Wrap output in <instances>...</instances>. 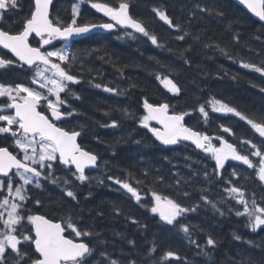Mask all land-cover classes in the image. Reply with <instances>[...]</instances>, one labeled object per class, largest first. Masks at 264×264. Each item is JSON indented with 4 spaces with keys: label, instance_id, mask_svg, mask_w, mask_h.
<instances>
[{
    "label": "trees",
    "instance_id": "1",
    "mask_svg": "<svg viewBox=\"0 0 264 264\" xmlns=\"http://www.w3.org/2000/svg\"><path fill=\"white\" fill-rule=\"evenodd\" d=\"M120 2L84 0L77 23L108 21L91 4L108 3L118 7ZM128 2L131 15L143 21L163 47L152 45L147 37L138 33L134 34V39L128 37L125 32L132 31L123 27L114 32L91 33L71 42L70 53H76L78 59L64 67L78 76L80 82L69 85L70 93L75 95L61 94L68 104L62 110L75 109L76 113L58 124L67 130L81 132L79 142L84 149L98 156V169L88 171L89 179L81 183L71 173L64 174V171L74 172L72 169L56 162L54 175L69 183L52 184L42 180L43 191H32L29 209L62 222L71 215L78 228L96 234L82 238L96 248L90 264H103L101 252H107L124 264L129 259L135 260L136 264H264V230L253 232L247 226L246 217L236 215L237 210L243 211V206L229 199L224 191L230 186L227 181L231 180L245 190L249 201L255 198L264 206V184L257 179L254 170L227 162L217 176L215 161L210 155L183 142L165 147L140 122L147 114L143 107L147 99L154 105L169 104L172 112L189 113L186 115L188 126L214 137L223 136L236 144L242 153L250 149L248 145L240 144L241 139L261 144V138L249 125L233 114L213 112L208 101L213 97L220 99L255 118L264 114V92L260 90L264 88V76L240 64L242 60L264 67V22L233 0ZM19 3L18 10L5 13L0 21L4 30L17 32L22 29L23 19L33 9V0H19ZM74 4V0H56L52 7L53 21L70 23ZM154 8L166 10L173 21L180 23L191 35L183 41L175 39L183 32H176L159 20ZM200 8L210 11L201 12ZM217 12L223 15H217ZM196 35L200 37L198 41L193 39ZM37 42V38L31 39L32 45L38 46ZM59 44L58 41L53 46ZM206 44L213 47H205ZM220 48L232 58L223 55ZM0 57L15 60L1 48ZM185 59L189 62L185 63ZM157 74L166 75L177 83L180 94L170 93L156 78ZM33 75V69L18 62L0 68V83L28 85ZM95 84L118 91L105 92L103 88L94 87ZM76 96L80 98L76 99ZM201 104L208 111L207 121L198 111ZM113 120L117 121V127L102 126L111 125ZM149 123L154 127L151 121ZM221 125L231 128L234 135L223 132ZM0 146H9L13 150L12 139L0 136ZM250 158L258 162L257 157ZM205 171L209 173L207 179ZM108 176L130 183L140 193L141 200L137 202L130 193L109 181ZM65 189L74 191L76 199L67 197ZM152 191L169 196L184 206L199 204V207L168 225L159 214L151 212ZM184 192L189 196H184ZM201 195L215 202L224 215L211 204L204 203ZM36 200L41 203L36 205ZM180 225H188L190 235L181 231ZM67 230L68 235L74 237L71 230ZM233 234L241 239H234ZM208 236L217 241L215 248H207ZM153 247L155 252L151 251ZM201 249H207L210 255H202ZM168 251L176 253L180 259H165Z\"/></svg>",
    "mask_w": 264,
    "mask_h": 264
},
{
    "label": "snow or ice",
    "instance_id": "2",
    "mask_svg": "<svg viewBox=\"0 0 264 264\" xmlns=\"http://www.w3.org/2000/svg\"><path fill=\"white\" fill-rule=\"evenodd\" d=\"M52 2L53 0H33V9L23 19L21 30L11 32L0 28V47L7 49L16 58L13 60L0 57V68L18 62L21 66L27 65L30 69L34 68L31 85H35L33 87L23 83L14 85L0 83V98H7V103L0 106V122H2L0 123V136L10 137L14 149L10 151L9 146H0V264H90L96 251L94 246L81 239L91 238L96 234L78 228L71 215L61 223L54 222L45 215L33 214L27 209L28 201L31 200L27 186L41 188L42 180H47L52 184L62 182L67 185L69 183L67 179L62 180L54 175L53 165L57 161L69 169L74 167L75 171L72 175L81 183L89 179L85 174V169L95 167L97 163V155L84 150L77 142L81 132L67 130L58 124L76 113L75 109L62 110L67 108L68 104L61 94L70 93L69 85L80 82L78 76L71 74L69 69L64 67V65L71 66L78 59L76 53H70V41L95 28L112 30L119 25L125 29H132V32H125L126 36L134 39V34L139 33L147 37L152 45L163 47L158 37L149 32L143 21L129 14L128 0H121L118 7H112L108 3H92L93 8L114 22L101 24H78V5L72 7L70 23L62 24L58 20L54 22L50 18L49 11ZM239 2L264 21V0H239ZM19 8V0H0V21L4 19L5 13ZM199 10L201 12L210 11L207 8ZM153 11L159 20L170 29L183 32L175 39L183 41L191 35L190 32L182 29L180 23L174 22L166 10L154 8ZM192 15L194 16V13ZM217 15L222 16L223 13L217 12ZM33 37L39 38L38 46L30 43V38ZM193 39L198 41L200 37L196 35ZM57 40L64 42L62 47L52 50L46 47L53 45V42ZM205 47H213V45L206 44ZM215 47L219 48L218 45ZM219 50L223 55L232 58L225 49L220 48ZM188 62L185 59V63ZM240 64L241 67L252 69L264 76V67L242 60ZM156 78L170 93L180 94V87L168 76L161 77L157 74ZM94 87L103 88L109 93L118 91L102 84H95ZM260 90L264 92V88ZM79 98L76 96V99ZM208 104L211 105L213 112L230 113L244 121L261 138V144L258 145L250 139H241L240 144L248 145L250 149L249 152L242 153L235 144L230 143L223 136L211 137L187 126L184 119L189 113L170 114L169 104L153 105L147 99L143 104L147 114L141 118L140 122L163 145H176L181 141H190L197 149L210 155L215 161L214 173L217 176L220 175V170L225 167L227 161H239L249 169H253L257 179L264 184V114H261L259 118H255V115L248 116L236 107L214 97L208 101ZM7 110H11L10 113L6 114ZM198 111L207 121L209 114L205 105L201 104ZM150 121H156L162 127H151ZM102 126L117 127V121L113 120L111 125ZM220 127L223 132L234 135L231 128L223 125ZM213 139L219 142V146L213 143ZM250 156L258 157V162H254ZM232 175H236L235 170ZM204 177L206 179L209 177L207 171L204 172ZM107 179L130 193L137 202L141 200L140 193L130 183L114 176H108ZM137 182L140 183V181ZM179 183L178 180L177 184ZM227 184L230 186L224 191L228 194V198L234 199L237 204L243 206V211L237 210L236 215L246 217L247 226L253 232L264 230V206L257 203L255 198L249 201L245 196V190L233 184L231 180H228ZM65 195L73 200L76 199L72 190L65 189ZM151 195L154 201L151 212L159 214L160 219L168 225H173L179 217L188 212H194L199 207V204L184 206L177 200L156 191H152ZM183 195L187 197L189 193L184 192ZM200 199L206 204H211L220 215H224L216 203L209 201L207 196L201 195ZM40 203L39 200L35 201L36 205ZM116 211L119 212L118 209ZM132 222L137 223L135 220ZM67 229L74 233L75 238L65 235ZM180 229L186 235H190L188 225H180ZM233 235L234 239H241L240 236ZM129 243L134 242L129 241ZM216 244L217 241L208 236L207 248H215ZM197 247L200 246L197 244ZM151 251L155 252V247ZM201 254L210 255L207 249H201ZM100 256L103 264H124L120 260L113 259L107 252H101ZM173 257L180 259L172 251L164 255L165 259ZM127 264H136V261L129 259Z\"/></svg>",
    "mask_w": 264,
    "mask_h": 264
},
{
    "label": "water",
    "instance_id": "3",
    "mask_svg": "<svg viewBox=\"0 0 264 264\" xmlns=\"http://www.w3.org/2000/svg\"><path fill=\"white\" fill-rule=\"evenodd\" d=\"M236 3H238L240 6H242L243 8H245L248 12H250L255 18H257L258 20H260L259 19V17H257L256 15H254L245 5H243V4H241L240 2H239V0H234ZM54 2H55V0H53V2H52V4L50 5V9H49V11H50V15H51V10H52V6H53V4H54ZM129 14H130V7H129ZM131 15V14H130ZM51 18V17H50ZM260 21H262V20H260ZM262 22H264V21H262ZM106 23H109V22H106ZM112 23H114V22H112ZM93 24H101V23H93ZM117 27V26H116ZM116 27L114 28V29H112V30H106V29H100V28H95V29H92L89 33H86V34H83V35H80V36H76V37H74L72 40H76V39H82V38H85V37H87L88 35H90L91 33H94V32H111V31H114L115 29H116ZM1 28V27H0ZM132 30V29H131ZM139 34V33H138ZM31 39V38H30ZM2 48V47H1ZM4 50H6L7 52H9L7 49H4ZM10 53V52H9ZM11 54V53H10ZM25 66H27V65H25ZM28 67V66H27ZM154 105V104H153ZM170 114H172L171 112H169ZM178 114V113H177ZM185 120H186V116H185V119H184V123H185ZM153 123L155 124V125H157L158 127L157 128H161L162 127V125H160V124H158L156 121H153ZM186 124V123H185ZM187 125V124H186ZM188 126V125H187ZM209 136H211V135H209ZM80 137V136H79ZM79 137L77 138V142L79 143ZM212 137V136H211ZM155 138V137H154ZM156 139V138H155ZM156 141L158 142V143H160L157 139H156ZM181 142H184V143H188V144H190V145H193L194 147H195V145L194 144H192L190 141H181ZM230 142V141H229ZM230 143H232V142H230ZM80 144V143H79ZM161 144V143H160ZM161 145H163V144H161ZM177 145V144H176ZM81 146V145H80ZM163 146H165V147H173V146H175V145H163ZM82 147V146H81ZM196 148V147H195ZM84 149V148H83ZM197 149V148H196ZM84 150H86V149H84ZM197 150H199V151H202L201 149H197ZM11 151V150H10ZM86 151H88V150H86ZM90 152V151H89ZM92 153V152H91ZM94 154V153H93ZM96 155V154H95ZM98 157V156H97ZM229 161H232V160H229ZM233 162H235V163H238V164H242L241 162H239V161H233ZM98 163H99V158L97 159V163H96V166L95 167H88V168H86L85 169V171L87 170V169H93V170H95V169H97L98 168ZM54 222H61V221H54ZM62 223V222H61ZM65 235H66V232H65Z\"/></svg>",
    "mask_w": 264,
    "mask_h": 264
},
{
    "label": "rangeland",
    "instance_id": "4",
    "mask_svg": "<svg viewBox=\"0 0 264 264\" xmlns=\"http://www.w3.org/2000/svg\"><path fill=\"white\" fill-rule=\"evenodd\" d=\"M76 5H78V9H79V11L81 10V8H82V4H81V2L80 3H76ZM102 13V12H101ZM79 14V13H78ZM103 14V13H102ZM54 43V42H53ZM63 46V45H62ZM61 46V47H62ZM49 50H52L53 49V46H46ZM60 48V47H59ZM28 86H33V87H35V85H28ZM2 101H3V103H7V98L6 97H3V98H0ZM0 106H2V104H0ZM10 111L11 110H7V112H6V114H8V113H10ZM0 123H2V122H0ZM214 144H217L216 142H213ZM217 146H219V144H217ZM258 158V157H257ZM259 159V158H258ZM41 184H42V187L41 188H35L34 186H31L32 187V189H33V191H35V190H40V189H43V181H41ZM28 187V186H27Z\"/></svg>",
    "mask_w": 264,
    "mask_h": 264
},
{
    "label": "flooded vegetation",
    "instance_id": "5",
    "mask_svg": "<svg viewBox=\"0 0 264 264\" xmlns=\"http://www.w3.org/2000/svg\"><path fill=\"white\" fill-rule=\"evenodd\" d=\"M28 189H29V195H30L31 192L33 191V189H32V187H31L30 185L28 186ZM30 201H31V200L28 201V204L30 203ZM28 204H27V209L30 210L29 207H28ZM35 206H36V205H35ZM33 208H34V207H33ZM33 208H32V209H33ZM33 211H34V209H33ZM33 211L30 210L31 213H34V214H35L36 211H35V212H33ZM25 247H26V246H25Z\"/></svg>",
    "mask_w": 264,
    "mask_h": 264
},
{
    "label": "bare ground",
    "instance_id": "6",
    "mask_svg": "<svg viewBox=\"0 0 264 264\" xmlns=\"http://www.w3.org/2000/svg\"><path fill=\"white\" fill-rule=\"evenodd\" d=\"M69 173H71V176L73 177V175H72V172H69V171H64V174H66V175H70ZM38 191H43V189H40V190H38ZM33 212H35V211H33ZM34 214V213H33ZM35 214H40V215H44V214H41V213H35ZM46 216V215H45ZM86 242V241H85Z\"/></svg>",
    "mask_w": 264,
    "mask_h": 264
}]
</instances>
